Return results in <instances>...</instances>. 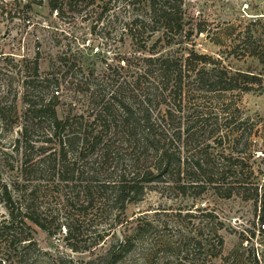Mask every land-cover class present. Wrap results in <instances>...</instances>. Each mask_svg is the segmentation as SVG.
<instances>
[{
    "label": "trees",
    "instance_id": "trees-1",
    "mask_svg": "<svg viewBox=\"0 0 264 264\" xmlns=\"http://www.w3.org/2000/svg\"><path fill=\"white\" fill-rule=\"evenodd\" d=\"M25 1L26 9L45 2L58 13L78 2L100 1V13H105L109 11L106 3L119 0ZM120 1L129 13L128 34L140 45L156 32L166 45L175 37L191 35L193 28L185 27L183 0ZM194 30L204 31L199 25ZM225 30L224 49L230 55L254 57L264 64V19L230 22ZM36 59L29 74L22 70L26 122L19 127L12 148L21 157L22 181L0 184V203L6 210L0 220V264L57 263L50 257L42 262L46 253L39 250L25 222L29 220L47 235L54 233L50 229L56 218L49 210H40L38 201L49 193L50 184L58 191L63 209V220L56 222L55 230L63 226L62 239L72 251L96 245L106 235L105 229H95L93 240L84 244L91 237L83 233L84 220L122 213L154 183H165L182 195L208 191L219 198L235 195L264 208V195L252 181L255 176L243 156L253 137L248 117L239 116L233 101L225 102L226 94L251 90L255 76L230 73L218 60L193 50L179 57H142V67L128 80L116 77L121 67L117 66L100 79L80 82L81 108L69 106L58 117L54 93L59 83L52 75L38 73ZM11 110L16 115L14 104ZM32 133H40L38 140H32ZM35 142L40 144L33 153ZM1 155L4 160L8 157L5 151ZM36 171L46 183H24L26 174ZM43 188L47 192L41 194ZM203 216L204 225L178 231L183 234L178 239L177 260L162 264H213L216 257L219 264H246L237 249L221 255L223 241L214 228V216L210 212ZM140 233L123 236L102 256L84 264L117 262ZM144 260L151 263L150 258Z\"/></svg>",
    "mask_w": 264,
    "mask_h": 264
},
{
    "label": "rangeland",
    "instance_id": "rangeland-1",
    "mask_svg": "<svg viewBox=\"0 0 264 264\" xmlns=\"http://www.w3.org/2000/svg\"><path fill=\"white\" fill-rule=\"evenodd\" d=\"M25 2L0 0V184L22 181L21 157L12 148L19 127L25 121L23 115L27 107L23 101L22 70L29 74L35 57L38 73L52 75L59 83L54 101L56 115L60 117L69 106L81 108V98L77 95L80 82L100 79L117 66L121 67L116 77L128 80L142 67V57H179L193 50L218 60L230 73L243 72L256 77L251 90L237 95L226 94L225 102L233 101L239 116L248 117V129L253 137H250L243 156L255 176L252 181L264 195V64L254 57L230 55L228 49H224L223 39L225 27L230 22L237 24L255 18L262 21L264 0H183L185 27L193 29L189 38L175 37L169 45L157 39L160 32L141 45L140 41L132 39L126 27L129 13L125 12L120 0L106 3L109 11L105 13H100V1L78 2L64 7L60 13L50 10L45 2L26 9ZM195 25L204 31L195 33ZM11 104L15 106L14 116ZM39 137L40 133H32V140ZM39 144L34 143L33 153ZM3 151L8 154L5 160L1 155ZM26 178L24 183L27 185L46 183L44 175L38 171L26 174ZM42 192L47 191L43 188ZM48 192L38 198L39 208L49 210L56 218L50 229L54 233L47 235L29 220L25 221L30 227L31 238L39 250L46 253L42 262L49 257L56 259V264L95 261L123 236L138 230L141 233L137 240L134 239L132 249L113 264H146V257L151 259L149 264H162L165 260L175 263L181 233L178 231H192L193 227L204 225V212H210L214 216V228L223 241L221 255L237 249L246 264H255L253 258L257 264H264V229L261 226L264 208L260 209L259 202L241 200L235 195L219 198L209 191L197 196L191 192L182 195L165 183H154L139 201L128 203L122 213L84 220L83 233L91 235L84 244L89 245L101 228L105 229L106 235L96 245L72 251L62 239L63 226L59 231L55 230L56 222L63 220V209L54 184H50ZM5 216L6 210L0 203V220ZM212 263L219 264L220 259L213 258Z\"/></svg>",
    "mask_w": 264,
    "mask_h": 264
},
{
    "label": "built area",
    "instance_id": "built-area-1",
    "mask_svg": "<svg viewBox=\"0 0 264 264\" xmlns=\"http://www.w3.org/2000/svg\"><path fill=\"white\" fill-rule=\"evenodd\" d=\"M244 7H246V5H244ZM261 226H262V228L264 229V224H263V223H262V225H261Z\"/></svg>",
    "mask_w": 264,
    "mask_h": 264
}]
</instances>
